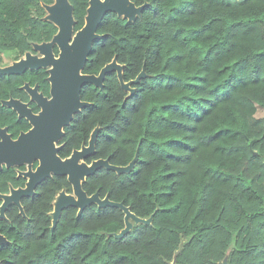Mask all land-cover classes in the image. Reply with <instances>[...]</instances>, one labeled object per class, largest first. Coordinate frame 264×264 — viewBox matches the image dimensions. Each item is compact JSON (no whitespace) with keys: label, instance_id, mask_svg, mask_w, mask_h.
I'll return each instance as SVG.
<instances>
[{"label":"trees","instance_id":"obj_1","mask_svg":"<svg viewBox=\"0 0 264 264\" xmlns=\"http://www.w3.org/2000/svg\"><path fill=\"white\" fill-rule=\"evenodd\" d=\"M134 21L107 12L82 70L98 74L116 58L103 89L83 85L90 105L64 127L61 157L99 131L95 153L126 166L82 182L150 224L124 228L115 207H66L51 228L52 202L71 193L65 176L43 181L27 219L0 246L1 264H264V0H130ZM54 0H0V47L21 52L57 31L44 20ZM74 30L88 0H68ZM23 222V223H22Z\"/></svg>","mask_w":264,"mask_h":264},{"label":"water","instance_id":"obj_2","mask_svg":"<svg viewBox=\"0 0 264 264\" xmlns=\"http://www.w3.org/2000/svg\"><path fill=\"white\" fill-rule=\"evenodd\" d=\"M145 5L146 3L136 6L130 0H89L84 24L78 30H74L75 21L72 15V6L68 0H54L52 5L44 6L47 12L44 20L53 23L57 27V31L49 42L33 45L36 50L41 52V57L36 59L27 54L25 60L3 70V72L20 71L26 66L35 68L50 66L49 80L52 94L51 107L45 109L42 117L37 119L36 128L27 135L26 141L29 146L26 148V153L23 154V158L26 160H30L33 156H40V165L34 173H29L31 178L27 189L14 192L12 196L6 197V204L12 200L18 204L20 196L31 195L32 189L39 182L54 174L67 178L72 187V194H66L64 191L59 193L51 212L52 229L64 208L74 207L77 209V215H80L91 204H96L100 208L115 207L123 212L124 228L117 236L129 232L133 223L146 225L151 223L152 217L147 219L137 217L122 202L111 201L107 195L100 198L97 192L88 196L82 189V182L101 168L112 170L117 174L130 172L134 167L136 157L126 166L112 165L108 159H96L87 163L86 158L95 153L98 127L91 132L87 145L73 150L67 158L62 159L55 156L53 153L59 148L54 149L52 143L62 137L63 128L70 124L73 116L90 105L89 102L81 99L80 92L83 85L89 83L96 88L103 89L105 76L115 72L121 88L128 92L129 96L133 94L134 88L131 85L136 84L143 73L141 72L134 80L124 82L123 65L117 63L116 58L104 65L98 74H85L82 73V70L93 41L103 37L96 32L103 16L107 12H113L118 17L134 21L137 16H140ZM53 45H56L59 50V56L56 59L52 56ZM2 240L3 238L0 237V241Z\"/></svg>","mask_w":264,"mask_h":264},{"label":"flooded vegetation","instance_id":"obj_3","mask_svg":"<svg viewBox=\"0 0 264 264\" xmlns=\"http://www.w3.org/2000/svg\"><path fill=\"white\" fill-rule=\"evenodd\" d=\"M34 44H31L30 50L23 52L18 48L0 47V237L3 238L0 246L10 244L11 241L8 238L10 230L16 227L21 220L27 219V200L36 194L38 186L46 179L58 176L51 174L50 177L44 178L32 189L31 195L20 196L18 204L13 200L6 204V197L12 196L14 192L27 189L31 178L29 173H34L40 165V156H33L30 160L23 158L29 146L26 137L36 128L37 119L42 117L45 109L51 107L50 66L38 68L26 66L20 71L3 72L25 60L27 54L36 59L40 58L42 54L33 47ZM51 50L53 58H58L57 46L53 45ZM63 136L64 128L62 137L52 142L54 149L59 148L53 154L62 159L69 157L75 150L72 149L67 156L61 157L60 151L63 145L60 142ZM88 140L89 138L81 146L87 145ZM63 191L66 194H72V192ZM60 192L53 200L52 207Z\"/></svg>","mask_w":264,"mask_h":264},{"label":"rangeland","instance_id":"obj_4","mask_svg":"<svg viewBox=\"0 0 264 264\" xmlns=\"http://www.w3.org/2000/svg\"><path fill=\"white\" fill-rule=\"evenodd\" d=\"M46 15H47V12H46ZM256 117H264V108H257Z\"/></svg>","mask_w":264,"mask_h":264}]
</instances>
